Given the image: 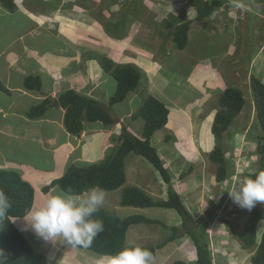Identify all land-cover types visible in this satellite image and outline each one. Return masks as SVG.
I'll list each match as a JSON object with an SVG mask.
<instances>
[{
    "label": "rangeland",
    "instance_id": "rangeland-1",
    "mask_svg": "<svg viewBox=\"0 0 264 264\" xmlns=\"http://www.w3.org/2000/svg\"><path fill=\"white\" fill-rule=\"evenodd\" d=\"M41 1V4H37L40 3L38 0H22L18 3V8L32 11V25L47 23L43 25L46 28L47 25L51 28L55 25V20L43 18L45 11L50 12L51 20L58 15L65 18L79 16L90 25L89 34L98 42L97 47L85 50L78 58L81 61L72 65L74 69L77 67L75 71L79 78L73 79L75 75L69 76L70 79L64 78L65 89L73 84L77 92H84L108 106L117 84L103 71L97 60H93L97 54L105 55L118 64L133 63L144 72L145 78L137 92L131 93L124 103L116 104L110 111L116 124H119L103 126L108 131L104 154L108 155L112 151L114 146L111 136L122 133L123 126L132 134L142 137L144 121L140 118L134 120L132 117L141 107L144 97L152 95L163 102L170 112L169 122L154 134L151 142L165 159L173 184L179 190L184 204L198 219L207 216L219 202H223L209 230L214 263L252 264L255 249H244L227 223L242 230L250 213L262 206V202H257L250 210L244 209L233 202L227 191L251 179L250 175L258 167L259 158L255 154V145L260 127L251 90V77L264 83V2L229 0L228 6L216 11L211 18L204 22H194L189 31L187 48L178 50L172 39L166 36L164 22L169 20L171 13L178 18L194 19L195 10L190 0H139L142 1L138 5L142 14L138 16L133 11L138 0H82V4L73 0L76 3L71 6L62 0L60 5L59 0ZM49 6L58 9H48ZM126 10L129 11L128 14L125 13ZM13 12L17 13L14 17L0 12V52L10 40L18 39L28 26V16L24 18L17 10ZM121 20L126 23L125 29L119 27L118 32L113 26ZM58 29L60 30V25ZM50 41L48 46L52 47L56 45L57 39L53 36ZM228 87L241 90L246 105L230 130L218 141L211 128L219 109L218 99ZM6 99L4 96L0 98L1 104ZM58 112L55 108L50 113L55 115ZM5 115L6 112L0 111V135L6 133L1 131L2 127L8 125L4 120ZM247 120L249 123L245 122ZM248 125L250 132H243L248 129ZM56 142H53L54 146ZM82 147L79 144L80 152ZM216 147H221L226 160L233 164V167L230 166L229 181L221 184L215 180L216 165L209 159ZM128 158L126 163L129 173L126 172V175L130 183L125 186H135L155 199H165L166 186L157 170L142 157L131 155ZM24 163H28L27 160ZM48 163L47 159L46 164ZM190 166L193 167V173L180 180V175ZM121 194V189L107 192L105 202L99 209L113 211L120 217L141 214L170 227L180 225V218L173 210L120 206ZM263 230L264 222L260 224L259 234ZM170 235L171 232L160 225H134L128 230L126 244L155 246L167 240ZM29 241L36 251L37 241L31 238ZM68 246L66 245V249H69ZM195 253L191 240L182 238L159 250L153 264H173L176 261L193 264Z\"/></svg>",
    "mask_w": 264,
    "mask_h": 264
},
{
    "label": "trees",
    "instance_id": "trees-1",
    "mask_svg": "<svg viewBox=\"0 0 264 264\" xmlns=\"http://www.w3.org/2000/svg\"><path fill=\"white\" fill-rule=\"evenodd\" d=\"M259 1L264 2L263 0ZM141 2L136 1V7L133 10L137 16L142 14L138 8ZM228 2L229 0H190L195 10L194 19L178 18L174 13H171L169 20L164 22V28L167 30L166 36L172 39L176 49H186L192 24L204 22L211 18L216 11L227 7ZM0 4L10 12L17 9L14 0H0ZM125 13L128 14L129 11L126 10ZM118 23L113 27L117 28L119 32V27L123 29L126 23L124 20ZM93 59L97 60L103 71L115 80L117 88L108 106L76 90H68L60 94L58 98L60 107L65 111L64 127L70 135L75 137L82 135L85 130V123H100L106 127L113 126L116 123L110 114L113 106L124 103L131 93L137 92L145 78L144 72L133 63L118 64L109 57L100 54L95 55ZM25 87L31 91H40L42 88L41 79L36 76L27 77ZM251 90L260 127V134L255 145V154L259 158L258 167L250 175L251 179H255L258 173L264 171V83L256 77H251ZM0 91L9 93L1 81ZM52 102V99L48 98L38 105L31 106L26 116L33 120L43 118ZM218 104L219 109L211 130L215 139L220 141L223 134L230 130L235 119L241 114L246 105V100L241 90L228 87L219 97ZM169 114V109L163 102L152 95L144 97L141 107L132 117L134 120L140 118L144 121L142 137L132 134L123 126L121 135L115 139V146L104 159L83 167L71 165L62 177L54 180L42 191L48 193L57 186L60 190L71 191L73 194H80L94 186L103 188L106 193L121 189L120 206L135 209L161 208L173 210L180 218V225L170 227L157 219H150L141 214L120 217L113 211L99 209L92 218L101 220L104 224V230L96 236L89 248L69 245L70 247L89 251L99 256H114L126 246H133L126 244L127 233L131 226L160 225L171 232L169 238L155 246H140L149 249L154 258L157 257V252L164 249L168 244L187 237L191 240L196 251V259L193 264H215L210 246L209 230L214 221V216L222 207L223 202H219L207 213V216L198 219L187 209L179 190L173 184V177L169 169L161 158L158 149L151 142L154 134L167 126ZM232 137L233 133L231 134ZM131 155L142 157L157 170L166 186L167 197L165 199H155L138 187L125 186L127 182L126 160ZM209 159L211 163L216 165V182L221 184L229 181L233 164H229L226 160L223 149L216 147L210 153ZM192 173L193 167L190 166L187 171L180 175V180L186 179ZM0 191H3L10 198L13 205L8 216L0 222V253H2L0 259L4 260L3 264H48L47 256L36 252L13 222V219L23 218L33 208L35 187L24 180L19 172L0 169ZM263 222L264 202H262V206L255 208L250 213L242 230L239 231L232 223H227L229 230L240 239L244 249H255L254 256L251 258L252 264H264V230L261 234L258 231ZM173 264L188 263L176 261Z\"/></svg>",
    "mask_w": 264,
    "mask_h": 264
},
{
    "label": "crops",
    "instance_id": "crops-1",
    "mask_svg": "<svg viewBox=\"0 0 264 264\" xmlns=\"http://www.w3.org/2000/svg\"><path fill=\"white\" fill-rule=\"evenodd\" d=\"M14 1L17 5L16 10L24 18L28 16V26L18 39L10 40L7 47L0 52V81L9 91V93L0 91V96H2L0 98L3 96L7 98L4 104H1L0 100V111L6 112L4 120L8 124L2 127L1 131L6 133L0 135V169L15 170L24 180L31 183L36 190L33 208H39L58 192L57 187H53L48 193H44L42 189L62 177L71 165L86 166L87 163L99 162L106 156V153L104 154L108 132L106 127L100 123H88L85 124V130L80 137L72 136L63 124L65 111L55 104L60 94L68 90H76L73 84L65 89L64 78L70 79L71 75H75L73 77L75 80L79 78L75 71L77 67L74 69L72 65L81 61L78 58L84 54L85 50L97 47L98 42L89 34L90 25H87L79 16L65 18L58 15L51 20L50 12L45 11L43 18H48L50 21L55 20V25L52 28L48 25L47 28L43 26L47 23L32 25L34 22L32 11L27 10L28 8H18V3L22 0ZM38 1L40 3L37 4L43 2ZM62 1L69 6L77 1L80 4L83 3L82 0H76L75 3L72 2L73 0ZM60 4L61 0H59ZM48 9L56 11L58 8L53 9L51 6ZM0 12L8 13L12 17L17 14L7 12L1 4ZM57 24L60 25V30ZM53 36L57 39L56 45L49 47L48 43L51 42L50 39ZM90 64L95 63L90 62ZM30 76L41 79L40 91H31L25 87V80ZM79 93L87 95L81 91ZM48 98H51L53 102L43 118L33 120L26 116L31 106L38 105ZM55 108L59 112L55 115L51 114L50 112ZM245 122L249 123V120ZM249 126L243 132H250ZM86 134H88L87 138L84 139ZM120 135L121 133L111 136L112 146H115V139ZM53 142H56L55 146ZM79 144L83 146L81 152L80 148L78 149ZM47 159L48 164H46ZM24 160L28 163H24ZM127 165L128 163H126V172L129 173ZM128 182L127 177L126 185ZM13 222L28 241L30 238L37 241L36 251L47 256L48 264H99L102 257H107L74 249L62 241L60 243L44 242L27 226L23 218L15 221L13 219ZM66 245L69 249H66Z\"/></svg>",
    "mask_w": 264,
    "mask_h": 264
},
{
    "label": "clouds",
    "instance_id": "clouds-1",
    "mask_svg": "<svg viewBox=\"0 0 264 264\" xmlns=\"http://www.w3.org/2000/svg\"><path fill=\"white\" fill-rule=\"evenodd\" d=\"M57 190L58 194L48 199L42 207L30 209L23 217L24 221L44 242L62 241L73 247L89 248L96 236L104 230L103 222L92 217L105 202V190L99 186L80 194L64 192L59 186ZM228 194L235 204L244 209L250 210L257 202H264V171L258 173L255 179L245 180L243 185L232 189ZM12 206L10 198L0 191V222L8 216ZM3 261L0 259V264ZM153 262L154 256L149 249L133 245L126 246L114 256L102 257L99 264Z\"/></svg>",
    "mask_w": 264,
    "mask_h": 264
},
{
    "label": "water",
    "instance_id": "water-1",
    "mask_svg": "<svg viewBox=\"0 0 264 264\" xmlns=\"http://www.w3.org/2000/svg\"><path fill=\"white\" fill-rule=\"evenodd\" d=\"M55 104H56V106H60V103H59V101L57 100V101H55Z\"/></svg>",
    "mask_w": 264,
    "mask_h": 264
}]
</instances>
